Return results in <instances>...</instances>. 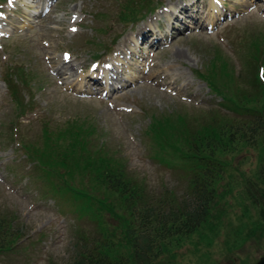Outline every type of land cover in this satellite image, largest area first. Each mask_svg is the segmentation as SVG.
I'll use <instances>...</instances> for the list:
<instances>
[{
	"label": "rangeland",
	"instance_id": "rangeland-1",
	"mask_svg": "<svg viewBox=\"0 0 264 264\" xmlns=\"http://www.w3.org/2000/svg\"><path fill=\"white\" fill-rule=\"evenodd\" d=\"M154 1V11L127 24L120 12L128 0H0V212L15 216L24 232L14 249L0 252V264H70L77 233L98 234L93 217L82 215L83 202L52 193L32 169L21 137L42 144L46 125L90 120L128 172L155 194L167 191L174 204L189 199L186 174L161 151L149 124L179 115L175 120L202 129L219 114L244 119L198 71L213 73L230 93L255 74L253 61L264 57V0ZM64 60L77 72L61 75ZM10 73L25 112L13 100ZM223 139L213 215L172 240L157 264H254L264 254V205L251 194L264 143Z\"/></svg>",
	"mask_w": 264,
	"mask_h": 264
},
{
	"label": "trees",
	"instance_id": "trees-1",
	"mask_svg": "<svg viewBox=\"0 0 264 264\" xmlns=\"http://www.w3.org/2000/svg\"><path fill=\"white\" fill-rule=\"evenodd\" d=\"M154 2L128 0L120 12L122 21L136 22L155 9ZM145 9L147 12L142 14ZM254 61L251 72L255 74L231 93L224 83L214 80L213 73L209 76L198 71L210 89L221 95V103L244 115V119L219 114L202 129L190 127L191 122L183 116L175 120L179 115L173 116L175 121L168 116L162 123L155 118L149 124L161 151L166 155L168 150L179 159L185 171L187 201L173 204L167 191L158 195L149 190L146 179L128 172L125 158L101 139L90 120L73 117L64 124L56 122L57 129L46 125L42 144L20 138L26 158L33 163L32 169L39 171L38 176L52 193L83 202L86 210L82 215L97 222L98 234L91 236L84 230L77 233V252L70 264H157L155 258L168 249L172 240L191 235L213 215L221 197L218 184L224 165L219 150L226 151L223 138L264 143V78L260 74V69H264L263 55ZM12 76L11 73L7 80L13 100L25 112L28 106L20 84ZM21 78L29 86L28 76ZM240 81V77H234V83ZM257 183L251 194L264 205V155ZM38 186L42 189V185ZM107 219L116 220V227L110 229ZM15 222V216L0 212V252L14 249L23 236V229Z\"/></svg>",
	"mask_w": 264,
	"mask_h": 264
},
{
	"label": "bare ground",
	"instance_id": "bare-ground-1",
	"mask_svg": "<svg viewBox=\"0 0 264 264\" xmlns=\"http://www.w3.org/2000/svg\"><path fill=\"white\" fill-rule=\"evenodd\" d=\"M65 63L62 65L60 64V66L58 67V70L60 71L61 75L67 74V73H76L77 70H75L74 65L71 63V65L69 64V61L64 60ZM68 65V66H66ZM98 73L96 72H92V74L89 75V77L91 78V76H96ZM110 78H112V76L109 75Z\"/></svg>",
	"mask_w": 264,
	"mask_h": 264
},
{
	"label": "water",
	"instance_id": "water-1",
	"mask_svg": "<svg viewBox=\"0 0 264 264\" xmlns=\"http://www.w3.org/2000/svg\"><path fill=\"white\" fill-rule=\"evenodd\" d=\"M254 264H264V254L259 258V260L257 262H255Z\"/></svg>",
	"mask_w": 264,
	"mask_h": 264
}]
</instances>
